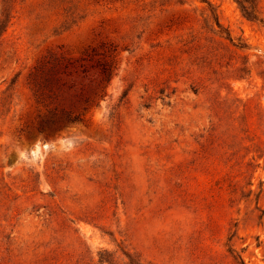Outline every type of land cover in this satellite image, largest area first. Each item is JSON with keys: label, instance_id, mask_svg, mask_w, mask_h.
<instances>
[{"label": "rangeland", "instance_id": "obj_1", "mask_svg": "<svg viewBox=\"0 0 264 264\" xmlns=\"http://www.w3.org/2000/svg\"><path fill=\"white\" fill-rule=\"evenodd\" d=\"M3 14L0 264H264V0ZM50 54L112 76L83 122L41 132L29 77Z\"/></svg>", "mask_w": 264, "mask_h": 264}, {"label": "trees", "instance_id": "obj_2", "mask_svg": "<svg viewBox=\"0 0 264 264\" xmlns=\"http://www.w3.org/2000/svg\"><path fill=\"white\" fill-rule=\"evenodd\" d=\"M245 2L250 4L251 0ZM242 9L248 16L253 14L247 12L246 5H242ZM5 18L6 15L3 14L0 26ZM51 65L52 70H47ZM71 66L72 63L66 61L64 57L50 54L40 61L34 73L30 74L29 85L36 99L53 106L49 115L41 121V132L44 128L58 131L83 122L85 115L93 109L96 99L101 97L106 84L111 80L112 71L109 64H103L101 73L91 81L85 70L83 73H75L76 81L70 79L73 73L67 72ZM86 80L89 84L85 83Z\"/></svg>", "mask_w": 264, "mask_h": 264}, {"label": "clouds", "instance_id": "obj_3", "mask_svg": "<svg viewBox=\"0 0 264 264\" xmlns=\"http://www.w3.org/2000/svg\"><path fill=\"white\" fill-rule=\"evenodd\" d=\"M17 163H23L25 165H30L31 161H30L28 153L25 151H21L20 153H18ZM12 167H14V165Z\"/></svg>", "mask_w": 264, "mask_h": 264}]
</instances>
